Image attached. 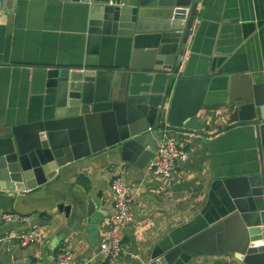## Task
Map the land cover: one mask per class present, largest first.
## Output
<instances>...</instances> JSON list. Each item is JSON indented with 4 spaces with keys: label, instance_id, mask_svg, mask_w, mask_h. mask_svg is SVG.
<instances>
[{
    "label": "crops",
    "instance_id": "obj_1",
    "mask_svg": "<svg viewBox=\"0 0 264 264\" xmlns=\"http://www.w3.org/2000/svg\"><path fill=\"white\" fill-rule=\"evenodd\" d=\"M195 1L181 73L212 71L211 85L227 87L233 99L241 98L247 84L264 86V0ZM88 23L89 5L81 0H0V137L40 114V80L33 67L121 65L128 58V40L117 36L92 54L96 45H87ZM147 43L148 38L140 36L135 46ZM150 81L142 74L133 78L132 86L140 90ZM126 83L108 78L97 96L105 94L108 100L113 95L116 100ZM162 83L159 79L155 86ZM228 115V106L211 112L206 136L175 134L189 155L176 163L168 180L148 175L152 159L140 165L137 155L107 146L112 140L99 123L93 131L97 152L62 166L54 178L32 190L0 191V214L29 217L25 222L0 219V264H33L37 258L42 264H56L61 251L79 263L93 261L114 222L115 178L131 186L135 202L133 221L122 230L123 252L108 264H150L158 246L166 251L217 221L233 208L225 181L257 167L252 126L215 133ZM59 204L68 207L67 213ZM32 228L38 237L25 247L10 237ZM183 264L241 262L227 253L191 254Z\"/></svg>",
    "mask_w": 264,
    "mask_h": 264
},
{
    "label": "water",
    "instance_id": "obj_2",
    "mask_svg": "<svg viewBox=\"0 0 264 264\" xmlns=\"http://www.w3.org/2000/svg\"><path fill=\"white\" fill-rule=\"evenodd\" d=\"M81 1L89 5L87 45H96L89 51L98 54L112 36L123 37L129 43L128 58L121 65L33 67L39 74L42 107L37 118L0 137V191L32 190L54 178L62 166L97 152L93 131L99 123L112 140L107 146H120L144 165L154 155L161 129L206 136L208 115L228 106L230 115L215 133L252 126L257 167L225 181L232 209L178 245L166 251L155 248L150 264H183L191 254L224 253L241 264H264V86L247 84L241 98L233 99L227 87L211 85L212 71L181 73L195 0ZM140 36L148 38V46H135ZM142 74L151 81L139 90L132 83ZM119 77L127 83L118 99L97 96L108 78L113 83ZM159 79L163 83L156 87ZM58 209L68 211L63 204Z\"/></svg>",
    "mask_w": 264,
    "mask_h": 264
},
{
    "label": "built area",
    "instance_id": "obj_3",
    "mask_svg": "<svg viewBox=\"0 0 264 264\" xmlns=\"http://www.w3.org/2000/svg\"><path fill=\"white\" fill-rule=\"evenodd\" d=\"M182 9L187 15L189 8L184 6ZM188 155L185 147L178 143L175 134L167 129H161L156 139V149L149 165L148 175L168 180L172 177L176 163L185 161ZM111 192L114 200V222L108 237L101 242L94 260L79 263L74 261L69 253L61 251L55 257L56 264H108L109 260L117 259L123 252L122 230L133 221L132 205L135 196L131 186L120 178L112 180ZM0 219L5 222H25L29 217L15 212H2ZM10 237L16 238L18 243L25 247L36 241L38 231L32 228ZM33 264H42L40 258H37Z\"/></svg>",
    "mask_w": 264,
    "mask_h": 264
}]
</instances>
